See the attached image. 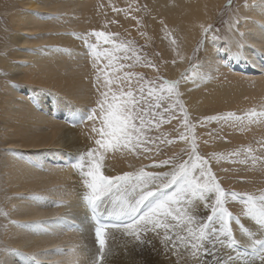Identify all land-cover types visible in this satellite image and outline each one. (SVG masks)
Wrapping results in <instances>:
<instances>
[{"label": "bare ground", "instance_id": "1", "mask_svg": "<svg viewBox=\"0 0 264 264\" xmlns=\"http://www.w3.org/2000/svg\"><path fill=\"white\" fill-rule=\"evenodd\" d=\"M226 1L14 0L8 13L9 24L0 28V33L6 36L0 39V68L10 73L0 76V259L7 264H24L25 259L35 254L41 264H70L77 258L78 264H92L98 253L93 226L78 205L85 191L81 177L76 170L65 166L67 156L73 158L94 146L92 122L72 123L66 117L70 110L78 108L86 113L96 106L97 69L93 68L92 58L85 53L81 40L69 33L79 35L97 30L116 33L129 40L137 36L141 41L148 38L154 41L164 60L166 76L181 77L185 71L189 76L193 71L199 73L195 82L181 80L179 86L185 108L189 114L198 116L195 128L198 153L210 160L211 169L226 190L256 195L264 191V161H257L256 165L251 159L240 163L245 159L243 153L230 155L237 149L251 147L253 155L264 157V121L241 124L203 120L228 112L244 115L250 109L264 108V74L253 66L264 61V57L253 51V48L264 50L262 30L251 23L264 21L259 8L245 9L244 4L237 9L238 16L251 18L246 42L252 47L242 58L235 59L225 48L207 43L199 69L187 68L190 53L203 28L210 25ZM254 3L258 4L259 0L246 2L247 5ZM137 16H141V23ZM141 30L147 32L146 36L140 34ZM240 31H245L243 23ZM239 39L235 29L229 28L233 52L237 51L235 41ZM173 45L179 47L177 52ZM221 61L230 66L217 68ZM106 63L101 57L97 68L108 72L103 67ZM112 74L109 72L110 76ZM116 74L122 77L123 71ZM100 82H103L102 76ZM176 141L168 148L169 154H177L182 146L190 150V143L179 137ZM152 159L159 164L158 157L149 154L140 157L135 150L109 152L102 171L110 176L137 172L141 168L148 172L171 171L172 164L160 169L153 167ZM52 160L64 161V164L55 165ZM33 196L48 200L42 206L41 202L30 199ZM226 207L233 213L230 226L236 239L247 242L235 218L240 215L245 227L254 222L241 215L243 206L239 200L229 199ZM5 212L7 216L3 215ZM65 213H71L70 219L81 225L79 230L60 226L37 234L11 223L44 220ZM204 213L201 208L200 214ZM104 217L124 220L106 212ZM106 232V255L102 264H194V260L186 259V252L178 258L166 251L155 233L146 234L154 246H141L133 237L125 235L123 228L106 229ZM58 247L64 251L57 253ZM6 248L18 249L27 255L10 254L4 251ZM72 248L75 253L68 251ZM45 250L49 254L40 255ZM214 251L227 259L228 249H222L220 244ZM255 264H259L258 259Z\"/></svg>", "mask_w": 264, "mask_h": 264}, {"label": "snow or ice", "instance_id": "2", "mask_svg": "<svg viewBox=\"0 0 264 264\" xmlns=\"http://www.w3.org/2000/svg\"><path fill=\"white\" fill-rule=\"evenodd\" d=\"M244 7L245 9L258 7L261 15L264 16V0H259L258 4H245ZM250 19L248 16H238L236 22L230 25V30L235 29L240 39L235 41L237 51H232L231 40L227 42L228 47L225 51L235 59L242 58L245 51L252 47L246 42V37L250 34L247 29ZM242 23L245 25V31H240ZM251 23L259 26L262 30L261 37L264 38V21L253 20ZM211 27L209 25L203 28L205 36L198 42L197 51L203 47L205 38L210 39L213 45L220 39L216 35L210 38L206 36L211 31ZM69 35L79 38L85 53L92 58V66L97 69L94 87L99 85L95 107L90 108L86 113L78 108L70 110L66 117L72 123L91 121V131L95 134L94 146L89 147L86 152L78 153L65 164L77 171L85 189L78 205L84 209L86 219L93 226L95 244L98 246V253L92 264H102L106 255L107 226L100 222L102 211L109 216L130 221L120 226L123 227L125 235L133 237L141 246H154L146 234L155 233L166 251H171L178 258L186 252L188 254L186 259L194 260V264H255L257 259L259 264H264V191L256 195L226 190L212 172L210 160L198 154L196 125L190 124L187 109L180 99L182 93L179 86L181 80L185 83L189 80L195 82L199 73L193 71L189 76L188 71H185L181 73L179 80L157 78L159 82L145 81L140 73L124 72L121 77L116 73L123 70L126 65L118 64L121 57L116 53L123 51L125 55L122 59L127 60L130 58L127 54L132 52L133 57L137 61L140 60L131 48L132 41H128L127 44L118 43L115 39L116 33L97 30L79 35L69 33ZM253 51L256 55L264 57V50L253 48ZM101 57L107 60L103 67L109 70L108 72L97 68V62ZM199 66L190 67L194 69ZM219 66L230 65L226 61H221L217 68ZM253 66L264 74V65L253 63ZM109 72L113 74L110 76ZM3 74L10 75L7 72ZM132 77H136L135 87ZM164 100L170 103L160 113V102ZM176 109L183 114L182 126L185 130L179 133V139L191 144L188 159L179 163L165 159L159 164H153V167L172 164L171 171L168 172H148L141 168L137 172H124L116 176L104 174L102 169L107 153L123 149L133 151L142 144L151 143L146 132L151 130L154 122L155 127H159L162 120H158L157 115L167 114L171 120L175 118L172 113ZM146 116H151V119H146ZM203 120H224L241 124L244 121L259 123L264 121V108L260 111L255 108L250 109L244 115L228 112L221 116L204 117ZM241 153L245 159L240 160V163H246L248 159H251L253 165H256L257 161H264V157L253 155L251 147L237 149L230 155L240 156ZM30 199L41 202L42 206L43 202L48 200L43 196H33ZM229 199L239 200L243 206L241 215L254 222L252 226L245 227L240 215L235 218L240 232L247 237L246 243L236 239L230 226L233 213L226 207ZM201 208L205 210L204 214H200ZM3 215L7 216L8 213L5 212ZM70 217L71 213H65L44 220L23 223L11 221V223L20 224L21 227L31 229L37 234L47 233L52 228L60 226H70L79 230L81 225L75 224ZM253 228L256 229L255 232ZM217 244H220L222 249H228L227 259L214 251ZM4 251L18 256L27 255L20 253L18 249L6 248ZM55 251L61 253L64 250L58 247ZM68 251L75 253V248ZM48 254V250L40 253V255ZM0 264L7 262L0 259ZM24 264H41V262L36 260V255L33 254L24 260ZM70 264H78V258L72 260Z\"/></svg>", "mask_w": 264, "mask_h": 264}, {"label": "rangeland", "instance_id": "3", "mask_svg": "<svg viewBox=\"0 0 264 264\" xmlns=\"http://www.w3.org/2000/svg\"><path fill=\"white\" fill-rule=\"evenodd\" d=\"M247 0H227L223 7L218 11L215 19L211 21L210 25L211 31L206 34L207 37H211L213 35H216L220 37V39L215 43L223 48L228 47V41H229V28L230 25L236 22V19L238 17L237 15V9L239 8V5L246 4ZM14 5V0H0V28L6 27L9 24L8 19V13L12 6ZM141 7H144L143 4H140ZM235 21H232L233 18ZM138 23L142 22L141 16H137ZM140 34H143L146 36L147 32L144 30L140 31ZM115 37V39L118 42H123L127 44L128 41H132L131 48L135 51V55L140 57V60L137 61L135 57H133L132 52H129L127 55L130 57L127 60L122 59L125 53L123 51L118 52L116 55L121 57V59L118 61V63H123L126 65V67L122 70L124 72H132V73H140L145 81L149 80H157V78H163V79H169V80H179L180 77L171 78L164 74L163 72V63L164 60L160 54V52L157 49L156 44L154 41L150 42V40L147 38L146 41H141L139 36L137 38H132L129 40L126 37L119 36ZM205 34L202 32V35L198 38L193 50L190 53L189 59H188V69H193L190 66L191 65H200L202 61V56L205 51V47L207 46V43L210 45H213L210 39L205 38L203 47L199 48L197 51L198 42L201 41L202 37H204ZM5 35L0 33V39L4 40ZM118 38V39H117ZM207 41V42H205ZM172 48L177 52L179 47L176 45H173ZM199 67L194 68V70H198ZM147 70V71H146ZM5 73L2 68H0V76L4 75ZM4 77H6L4 75ZM132 83L133 86H136V77H132ZM159 82V80H157ZM183 104V98L180 97ZM153 101H150L152 103ZM170 102L167 100L161 101V108L160 113L163 112V108L167 107ZM185 106V104H184ZM155 111V109H153ZM188 113V119L190 121V124H195L199 122L197 120L198 116L191 115ZM172 115L175 117L174 119H169L167 114L164 115H157L158 120H162L159 127H155V122L153 126L151 127L150 131L146 132V136L151 140V143H145L140 145L138 148L135 149L138 156H147L153 155L154 157H158V163L162 160L168 159L172 161V163H179L183 160H186L189 157L190 150L184 149L185 147L182 146L181 150L177 154H169L168 148L175 144L177 137H179V133L181 131H185L182 124H183V114L179 112V109H176ZM146 119H151V116H146ZM177 130L175 132V130ZM181 129V130H180ZM174 130V131H172ZM172 131V132H171ZM196 132V130H195ZM171 141V142H169ZM196 141H197V134H196ZM191 145V144H190ZM198 146V142H197ZM145 149H148L147 151ZM183 149V150H182ZM199 154V153H198ZM200 155V154H199ZM155 159V158H154ZM160 159V160H159ZM156 160V161H157ZM153 163H156L153 161ZM145 164H151V163H145ZM171 165V164H169ZM160 169H163L164 166H159ZM162 167V168H161ZM212 170V169H211ZM213 172V170H212ZM214 173V172H213ZM215 175V174H214ZM2 229H0L1 232Z\"/></svg>", "mask_w": 264, "mask_h": 264}]
</instances>
